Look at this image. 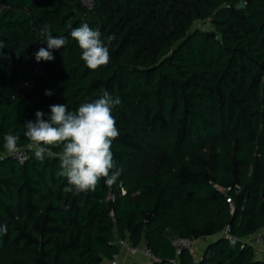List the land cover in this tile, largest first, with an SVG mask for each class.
Segmentation results:
<instances>
[{
  "label": "trees",
  "instance_id": "trees-1",
  "mask_svg": "<svg viewBox=\"0 0 264 264\" xmlns=\"http://www.w3.org/2000/svg\"><path fill=\"white\" fill-rule=\"evenodd\" d=\"M243 1L0 0V264H104L118 238L157 264H264L248 242L264 232V0ZM81 23L101 32L106 66L89 69L70 37L37 62L45 26L55 37ZM105 90L121 100V175L65 192L61 149L36 160L24 125ZM9 132L23 163L3 147ZM202 239L199 260L175 245Z\"/></svg>",
  "mask_w": 264,
  "mask_h": 264
},
{
  "label": "clouds",
  "instance_id": "clouds-1",
  "mask_svg": "<svg viewBox=\"0 0 264 264\" xmlns=\"http://www.w3.org/2000/svg\"><path fill=\"white\" fill-rule=\"evenodd\" d=\"M67 36H53L45 26L40 36L47 48L41 47L35 53L39 61H52L53 49L65 48L69 37L76 41L81 49V59L91 70L106 66L110 62L109 48L101 38L102 34L94 30L88 23L71 27ZM114 37H107L108 43ZM4 46L0 43V49ZM51 96V91H46ZM119 97L113 98L108 91L92 102L79 105L71 111L68 105H51L50 115L45 120V113L36 111L35 121H27L24 125V137L29 143L27 148L36 160L43 162L46 155L51 156L52 148H60L58 153L60 170L57 175L67 180L65 192L94 191L103 178L106 185H113L121 175L122 169L117 168L111 151L112 142L119 132L112 116V108L119 105ZM20 136L9 132L4 136V149L11 155L21 152L18 147ZM0 234H7V226H0Z\"/></svg>",
  "mask_w": 264,
  "mask_h": 264
},
{
  "label": "built area",
  "instance_id": "built-area-1",
  "mask_svg": "<svg viewBox=\"0 0 264 264\" xmlns=\"http://www.w3.org/2000/svg\"><path fill=\"white\" fill-rule=\"evenodd\" d=\"M80 2L89 10H92L95 5V0H80ZM13 156L19 159L21 163L26 161V153L23 151V149H21L20 153ZM227 202L231 206V214H234V206L232 200L228 198ZM116 242L119 245V252L115 254L112 259H106L104 261V264H125L124 257L122 256L123 253H126V255H128L131 259L137 260V262H139L140 264H157L159 261L157 257L153 254V252L146 246L145 243H142L139 246H134L129 240H124L121 238H118ZM248 242L251 244L256 257L264 261L262 257L264 251V232H258L253 237L248 239ZM191 243H193V241H175V245L177 247H185L192 250Z\"/></svg>",
  "mask_w": 264,
  "mask_h": 264
},
{
  "label": "rangeland",
  "instance_id": "rangeland-1",
  "mask_svg": "<svg viewBox=\"0 0 264 264\" xmlns=\"http://www.w3.org/2000/svg\"><path fill=\"white\" fill-rule=\"evenodd\" d=\"M206 242L207 240L202 239V240L193 241V243H191V248H192V251L195 253L196 258L199 259L200 256L202 255Z\"/></svg>",
  "mask_w": 264,
  "mask_h": 264
},
{
  "label": "crops",
  "instance_id": "crops-1",
  "mask_svg": "<svg viewBox=\"0 0 264 264\" xmlns=\"http://www.w3.org/2000/svg\"><path fill=\"white\" fill-rule=\"evenodd\" d=\"M204 240V239H203ZM204 252V251H203ZM203 252H202V254H203ZM123 257H124V262H125V264H140L139 262H137V260H133V259H131L128 255H126V253H123V255H122ZM202 256V255H201ZM200 256V257H201ZM263 259H264V251H263ZM200 259V258H199ZM198 258H197V260H199Z\"/></svg>",
  "mask_w": 264,
  "mask_h": 264
},
{
  "label": "water",
  "instance_id": "water-1",
  "mask_svg": "<svg viewBox=\"0 0 264 264\" xmlns=\"http://www.w3.org/2000/svg\"><path fill=\"white\" fill-rule=\"evenodd\" d=\"M245 6H246V3L243 1V0H240V3H239V5H238V8L239 9H243V8H245ZM219 38H221V37H218V39Z\"/></svg>",
  "mask_w": 264,
  "mask_h": 264
}]
</instances>
